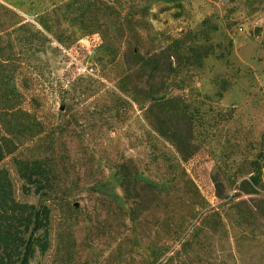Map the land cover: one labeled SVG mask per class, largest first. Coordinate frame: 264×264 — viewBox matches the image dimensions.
Instances as JSON below:
<instances>
[{
  "label": "rangeland",
  "instance_id": "rangeland-1",
  "mask_svg": "<svg viewBox=\"0 0 264 264\" xmlns=\"http://www.w3.org/2000/svg\"><path fill=\"white\" fill-rule=\"evenodd\" d=\"M80 1L0 0L23 106L43 122L0 167L16 200L39 204L13 158L45 157L60 198L49 249L30 264H264V187L239 190L264 154V0H153L144 18V0H120L137 44H102L82 29ZM204 20L218 26L212 55L167 81L194 114L193 154L183 161L132 94L125 49L150 55L189 34L183 46L201 44Z\"/></svg>",
  "mask_w": 264,
  "mask_h": 264
},
{
  "label": "trees",
  "instance_id": "trees-1",
  "mask_svg": "<svg viewBox=\"0 0 264 264\" xmlns=\"http://www.w3.org/2000/svg\"><path fill=\"white\" fill-rule=\"evenodd\" d=\"M111 1V6L91 0L80 1L76 7V21L88 33H98L102 44H137L136 32L123 25L130 22L120 13L124 3ZM151 1L144 0L140 10L143 18L148 10L147 2ZM217 29L216 24L204 20L198 34L203 40L201 44L183 46L191 44L187 41L194 37L189 34L185 38L172 39L160 52L150 55H144L137 47L125 49L129 62L128 76L134 78L132 94L146 105L145 113L152 129L173 145L183 161L193 154L194 114L181 96L167 91V81L181 66H200L204 57L212 55L213 46L209 40ZM6 34L0 22V163L43 132V122L23 106V94L16 83L18 58L13 51V42L10 38L5 39ZM227 87V82H220L222 91ZM259 156L250 163L252 174L241 182L239 190L244 194H256L257 187H264V154L260 152ZM13 164L24 182L23 191L28 192L32 188L41 202L34 204L16 200L9 171L0 167V264H30L37 253L41 255L49 249L52 207L60 205V198L56 194L55 170L45 157L13 158ZM121 177L127 197L130 178L123 174ZM258 209L264 217V200L260 201Z\"/></svg>",
  "mask_w": 264,
  "mask_h": 264
}]
</instances>
